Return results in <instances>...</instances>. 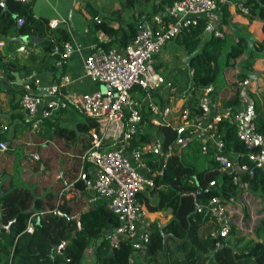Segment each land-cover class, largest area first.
Returning a JSON list of instances; mask_svg holds the SVG:
<instances>
[{"label": "trees", "instance_id": "trees-1", "mask_svg": "<svg viewBox=\"0 0 264 264\" xmlns=\"http://www.w3.org/2000/svg\"><path fill=\"white\" fill-rule=\"evenodd\" d=\"M172 1L123 0L121 5L131 13L122 16L125 22L116 27L110 19L98 16L97 9L91 6L90 26L108 34L110 39L106 46L117 43L122 47L134 36L140 16L160 12L165 2ZM241 2L248 8L249 14L264 20V0ZM136 4L139 10L134 13ZM207 13L199 15L196 24L182 27L172 37V49L181 48L187 55L186 64L182 66L185 77L181 79L180 65L170 72L165 68L160 72L169 80L168 86L161 87L164 79L162 84L150 89L151 100L160 106L171 104L170 95L178 94L182 98L181 108L189 110V118L202 115L200 100L204 96V87L212 86L208 94V97L211 96L224 66H235L236 76L245 78L253 70L255 59L264 55V38L259 41L239 35L226 46L224 32L223 36H219L212 29L206 35ZM20 17L23 22L18 24ZM48 22V17L33 13L31 3L0 1V39L5 42V50L0 54V67L7 77L14 78V71L17 70L35 88L36 78L30 67L34 63L36 72L57 70V75H53L56 82L60 80L65 68L63 45L70 40V35L66 27H51ZM31 35L42 39L37 44L27 43L25 58H6L21 39ZM15 37L18 38L13 40ZM37 46L38 50L35 49ZM238 56L240 59L236 62ZM60 59L61 65L57 68L56 61ZM174 63L177 61L174 60ZM158 65L157 61L156 68ZM173 80L181 83L179 92L169 91L176 85ZM135 91L137 89L132 91L133 95ZM138 91L143 93L136 97L141 100L145 91ZM242 95L243 92L238 90L231 97L222 98L218 110L229 109L235 113L242 106ZM248 95L252 100L256 131L264 135V117L257 112L258 97L253 92H248ZM68 106L74 107L68 104L57 111ZM74 115L81 118L74 126L60 124L49 117L44 119L47 120L44 129L32 133L33 141L41 143L38 144L39 158L34 170H38L41 164L43 168L37 176L32 175L28 179L31 187L0 184V264H83L85 252L93 243L91 255L94 264H130L128 258L132 245L127 240H116L108 230L118 223V219L105 201L86 208L81 200L61 192L66 181L74 180L77 186L85 187L77 174L81 154L90 145L89 130L97 126L92 117L79 110ZM151 117L152 112L145 101L140 128L131 137L129 145L137 149L147 142H156L160 146L158 151L142 153L149 166L147 174L153 177L154 183L139 192L138 198L144 201L149 211L162 212L169 218L161 224L150 222L147 226L149 241L142 264H264V201L262 217L253 228L255 237L239 233L233 224L227 235L215 234L220 224L207 206L213 197H219L222 202L230 197L241 201L245 188L263 198L264 171L256 169L253 174L241 173L240 180L235 182L233 174L217 164L213 150H203L198 134H190L186 128L172 124H153ZM180 128V134L185 139L177 143ZM217 133L224 139L226 150L237 152L239 161H244V146L237 136L235 123L223 117L218 122ZM47 140L54 141L58 150ZM60 150L69 153L64 154ZM242 209L247 218L248 211L245 207ZM29 220L33 223L32 231L27 230ZM66 239L69 241L60 248ZM217 241L219 246H216Z\"/></svg>", "mask_w": 264, "mask_h": 264}, {"label": "built area", "instance_id": "built-area-1", "mask_svg": "<svg viewBox=\"0 0 264 264\" xmlns=\"http://www.w3.org/2000/svg\"><path fill=\"white\" fill-rule=\"evenodd\" d=\"M17 1L31 3L33 0ZM236 5L240 11L248 13V8L241 1L236 2ZM217 6L218 0L165 2L160 12L137 21L134 36L122 47L106 46L109 36L98 29L99 40L82 58V68L83 76L99 82L104 89L66 91L65 88L72 82V77L68 74H63L58 82L42 87L36 85V79L35 88L26 80L22 84L19 104L28 113L32 129H36L45 118L51 117L59 108L68 104L96 121L97 126L89 130L90 145L81 154L77 178L85 187L102 195L107 207L117 216L118 223L108 230L116 240L123 239L131 243L133 250L128 258L130 264H142L149 241L147 227H139L140 223H145L149 210L144 201L138 198V194L145 187L151 186L154 180L147 174L149 166L143 160L142 153L160 149L156 142H147L137 149L129 147L131 137L140 128L145 101L152 112L153 124L174 125L170 119L175 117L179 121L177 126L186 128L190 134L205 131L213 141L215 161L222 170L233 174V181L238 182L241 173L253 174L256 169L264 171V135L256 131L254 112L245 107L248 101L246 95L241 96L242 106L235 113L229 109L212 111L208 99L212 86L208 85L204 87V96L200 100L202 115L192 118L188 117L187 107L181 108L180 104L160 106L150 98V89L162 84L165 79L156 68L158 59H155V54L182 27L196 24L199 15L210 12ZM22 22L23 18H18V24ZM48 23L55 27L59 20L53 18ZM214 33L223 36L221 30H215ZM4 44V40L0 39V47ZM73 51V43L66 41L62 58H69ZM56 64L60 66L61 59ZM237 81L240 86L250 83L249 77L239 78ZM138 88L145 91L141 100L132 92ZM223 117L236 125L237 136L244 146V161H239L237 152L226 150L224 139L217 133L218 122ZM5 128L6 125H3V129ZM184 139L179 133L176 142L182 143ZM7 149L6 141L0 139V150ZM203 150H208L207 144H204ZM31 156L39 158L37 152H31ZM225 202L233 203L235 199L230 197ZM223 204L219 197H213L207 205L220 224L214 233L221 236L227 235L231 226V223L221 222L219 219ZM27 230H33L31 220L28 221ZM219 245L217 241L216 246Z\"/></svg>", "mask_w": 264, "mask_h": 264}, {"label": "crops", "instance_id": "crops-1", "mask_svg": "<svg viewBox=\"0 0 264 264\" xmlns=\"http://www.w3.org/2000/svg\"><path fill=\"white\" fill-rule=\"evenodd\" d=\"M0 1L3 2L4 0ZM155 1L157 3L159 0ZM239 1L241 0H218L217 9L208 12L205 15L208 24L206 35H209L212 29L221 30L227 38L226 46H229V44L236 40L239 35H245L249 39H256L259 41L264 38V20L240 11L236 5V2ZM120 3L121 2L116 0H102L100 3H96L94 0H33L31 2V9L35 15L46 16L49 20L57 18L59 20L58 25L66 27L69 32L70 41L74 45V51L69 58L65 59L63 74H68L72 77V82L65 88L66 91L81 92L97 88L102 89V84L91 81L83 76L82 58L99 40L97 30L92 29L90 26L92 17L90 13L91 6L97 9L99 13L98 16L110 19L112 24L116 27L125 22V20L122 19L123 15L117 16L115 13V7H117L115 5H119ZM138 6V4L135 5L133 9L134 13H137L139 10ZM128 13H131V11H128ZM142 17H145V15L143 14L140 16L139 19ZM224 19H226V21ZM16 38L18 37H15L13 40ZM41 39L40 36L35 35H31L29 38L23 40L21 39L16 47L23 44V49L12 54H9V51L6 58L9 56H18L20 59L25 58L27 54V43L32 42L33 44H37ZM4 46L5 44L0 47V54L3 52ZM110 46H118V44L112 43ZM35 49L38 50L39 47L37 46ZM240 56L236 58V62L240 59ZM30 67L32 69V75L36 78V85H38V87L45 86L51 82H56L54 75H57V70L54 72L47 70L36 72L34 70V63L31 64ZM59 67L60 66H57V68ZM235 72L236 68L232 65H226L222 68V75L218 79L217 85L213 88V94L208 98L211 110H218L222 98H229L236 91L240 90L248 97L245 107L253 112L252 100L248 95V92L256 94L258 97L257 112L264 117V55L255 59L253 70L248 76L250 83L247 86L244 87L238 84V78ZM25 80V75L19 74L17 70L14 71V78L7 77L0 67V138L5 140L8 145L7 150H0V184L3 182L6 185L13 184V179H9V176L6 173L10 172L6 171V168L9 163V153L11 151L20 146L23 151L24 160H26V158L31 155V152H37L35 146L41 144L33 141L32 135L29 134L30 132L28 130L30 127L28 113L21 108L19 102L17 103L19 99V90L22 88V84ZM181 101V97L175 98L173 95H170V103L172 106L179 105ZM76 110L75 107L68 106L67 108L56 111L51 117L55 119V121L60 122V124L74 126L76 122L81 119L74 115ZM170 120L175 126H177L176 123L178 120L175 117H172ZM46 123L47 120H43L38 125L37 130L44 129L47 125ZM3 125H6L5 129H3ZM195 134L200 136L202 148L204 144H207L208 150L213 149V141L208 137L205 131H200ZM47 141H50L48 144L54 145V147H56L55 149L58 150L59 147L54 141ZM46 142L43 143L46 144ZM60 152L64 154L69 153V151L63 152L61 150ZM33 171V167L23 165V170H21V180L27 181ZM40 172L41 171H38L37 175ZM64 183L65 186L62 188L61 192L65 191L66 196H74L76 199L81 200V202L86 205V208L103 200V198L99 197L93 189L79 187L74 183V180H71L68 183L66 181ZM168 218L169 215L165 217L162 212L149 211L148 216L144 219L145 223H140L139 227H147L150 222H158L161 224Z\"/></svg>", "mask_w": 264, "mask_h": 264}, {"label": "rangeland", "instance_id": "rangeland-1", "mask_svg": "<svg viewBox=\"0 0 264 264\" xmlns=\"http://www.w3.org/2000/svg\"><path fill=\"white\" fill-rule=\"evenodd\" d=\"M94 1H96V3H100L102 0H94ZM112 1H115V0H112ZM116 1L122 2L123 0H116ZM115 6H117L115 7V13L117 16L119 15L126 16L124 14H126L128 11L125 7L121 5V3ZM173 42L174 41L172 38L168 39L162 45L160 51L155 54V59L157 58L159 62V65L157 68L159 71H162L165 68H168L169 69L168 71L170 72V71H174L176 67L180 65L179 67H181V69L179 71H181V74H182L181 79H183V77H185V70L182 66L186 64L187 55L184 52V50L181 48L176 47L172 49ZM174 60L177 61V63H174ZM237 78L239 79V77ZM173 81H175L173 83H175L176 85L175 87H170L169 91L172 93L175 91H178L182 87L179 81L177 82L176 80H173ZM96 83H99V82H96ZM168 84H169V80L165 79V82L161 85V87H166L168 86ZM138 90L139 88L137 89V91H135V94H134L135 97L143 94L139 92ZM171 95H173L175 98L179 97L178 94L176 95L171 94ZM140 98L143 99L144 95L143 97L141 96ZM29 123H30V127L28 128V130L30 132L29 134L32 135V133L35 132L37 129H32L31 122L29 121ZM178 123L179 121L176 124ZM35 148L36 150H38V146H35ZM177 149H179V146H177ZM37 162H38L37 159L32 158L31 155L28 156V159L24 160L22 148H20L19 146L18 148H16L15 150L9 153V163L6 168V171H10V172H6L7 175L9 176L8 178L13 179L14 185L16 184V185H20L23 187H31L30 182L28 180L27 181L21 180V173H22L21 170H23V165H29L30 167H33L34 169ZM38 171L39 169L34 170L32 172V175L37 176ZM30 178L31 177H29V179ZM99 197L104 198L102 195L101 196L99 195ZM262 204H263L262 197L261 195H259V193L250 191L249 189L245 188L242 193L241 201L238 200L233 203L224 202L223 210L219 214V219L221 220V222L227 221L233 224L239 230V233L246 234L249 237H255L253 228L256 226V224L258 223V220L260 219L262 215V211H261ZM243 207H245L246 210L248 211L247 218L244 216V211L242 209ZM93 246H94V243L89 248H87L85 252V256L83 257V260H82L83 264H94V258H93V255H91Z\"/></svg>", "mask_w": 264, "mask_h": 264}, {"label": "water", "instance_id": "water-1", "mask_svg": "<svg viewBox=\"0 0 264 264\" xmlns=\"http://www.w3.org/2000/svg\"><path fill=\"white\" fill-rule=\"evenodd\" d=\"M23 47H24V45L22 44V45H20L19 47H16V48H14L12 51H10L9 54H12V53L17 52V51H19V50H22ZM102 89H104V86H103V85H102ZM180 131H181V128L178 130V133H180ZM41 168H43V164H41ZM41 168H40L39 171H41ZM59 170H60V172H61V168H59ZM68 241H69V239H66V240L62 241V243L60 244V248L63 247ZM109 255H112V253H110Z\"/></svg>", "mask_w": 264, "mask_h": 264}]
</instances>
